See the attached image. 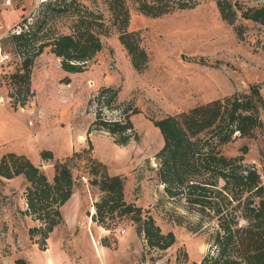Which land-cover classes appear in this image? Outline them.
<instances>
[{"label": "rangeland", "instance_id": "rangeland-1", "mask_svg": "<svg viewBox=\"0 0 264 264\" xmlns=\"http://www.w3.org/2000/svg\"><path fill=\"white\" fill-rule=\"evenodd\" d=\"M47 1L0 0V39L10 30L19 29L23 17L34 27L42 24L39 33L44 32L48 39L68 31L70 17L48 7ZM75 1L103 12L105 32L100 34L101 49L85 63L83 70L68 71L61 67L60 57L51 51L50 45L43 47L32 65L33 95L16 109L11 106L4 75L14 70L20 57L11 46L4 49L0 43V156L15 151L37 160L39 151L46 148L59 158L87 148L106 164L109 173L124 175L130 193L151 200L154 195L148 212L162 232L171 230L175 234V241L160 249L149 247L137 233L140 248L133 261L126 257L104 264H199L209 248L215 221L200 217L183 199L165 194L155 156L163 145V137L153 119L234 92L255 89L264 94V23L242 15L244 9L260 6L264 0H222L230 6L232 21L221 16L217 0H196L193 7L177 8L159 16L145 15L136 9L135 0H126V30L134 32L148 56L142 71L132 66L119 39V24L112 22L105 0ZM105 86L116 88L117 95L114 106H100L103 117L115 119L129 106L138 137L125 145L115 143L103 129L89 131L99 105L104 103L96 100V95ZM259 103L263 124L252 136L235 133L220 149L226 155L243 154L244 161L257 168L264 183V105L261 100ZM41 160L34 163L51 178L52 162ZM73 162V174L78 181L75 198L89 213L101 192L89 183L85 158ZM26 185L22 175L0 177V264H18L17 258L22 259V264H77L70 239L87 247L89 233L81 229L80 235L74 236L73 229L59 225L46 239L36 234L43 245L40 248L38 242L29 238L28 230L38 220L25 212ZM107 221L111 226L108 242L114 247L122 227L131 220L124 216ZM132 225L135 227V223ZM94 227L100 230L99 226ZM122 236L131 238L133 230L128 227ZM79 254L84 259L91 256L88 264H101L85 250Z\"/></svg>", "mask_w": 264, "mask_h": 264}, {"label": "trees", "instance_id": "trees-1", "mask_svg": "<svg viewBox=\"0 0 264 264\" xmlns=\"http://www.w3.org/2000/svg\"><path fill=\"white\" fill-rule=\"evenodd\" d=\"M136 9L149 16H159L177 8H190L196 0H135ZM48 7L70 17L69 30L48 39L41 32L42 24H34L23 17L19 29L10 30L2 36V48L11 46L20 57L13 71L5 74L9 88L11 106H23L33 95L31 88L32 65L43 47L60 57L64 70L81 71L85 63L102 47L100 34L105 32L103 12L77 4L75 0H48ZM72 3L74 6H72ZM106 9L113 23H118L119 39L130 56L132 66L142 71L148 56L146 50L127 31L129 8L126 0H105ZM77 4V5H76ZM221 16L232 21L225 1L217 0ZM247 18L264 23V4L247 7L242 11ZM117 89L105 86L96 95L99 105L92 128L103 129L113 141L125 145L131 138L137 139L129 106L124 107L115 119L103 117L100 106H114ZM264 94L254 89L250 92H234L187 110L166 114L153 119L159 128L163 145L156 152L157 175L164 184V192L171 198L183 199L200 217L215 221L209 248L199 264H264V183L254 165L244 161L243 154L226 155L220 145L233 139L236 134L252 136L260 127L259 113ZM39 154L53 165V176L49 179L43 169L26 154L15 151L0 156V176L12 177L22 174L27 180L24 196L25 212L38 220L29 228V238L46 239L57 224L63 222L60 206L72 194L78 183L73 174L76 158L84 157L89 167V183L97 186L101 195L93 202V220L110 228L107 219L128 217L135 223L149 247L164 249L175 241L173 231L162 232L148 207L127 201L124 197L125 177L109 173L106 164L94 157L90 150H74L63 157H55L52 150L42 148ZM17 258V263L22 264Z\"/></svg>", "mask_w": 264, "mask_h": 264}, {"label": "crops", "instance_id": "crops-1", "mask_svg": "<svg viewBox=\"0 0 264 264\" xmlns=\"http://www.w3.org/2000/svg\"><path fill=\"white\" fill-rule=\"evenodd\" d=\"M41 159L42 158H40V154H39V158L37 160H32V159L31 160L33 162L34 161L38 162V160ZM16 175H22V174H16ZM14 176L5 177L1 175L0 177L13 178ZM23 178L25 177L23 176ZM127 185L128 184L126 180L124 183V197L127 201H134L137 205H140L142 207H149V204L152 203V200H155L154 195H152L153 196L152 200L149 199L150 197L145 199L144 197H141L139 194L133 195L132 193H130V190L127 187ZM76 191L77 188L74 187L70 197L64 203L61 204L60 210L63 215V222L57 224L50 233H52L59 225H63L68 229H73L75 231L74 236L80 235L81 229L87 230L90 237V240L88 241L89 245L87 247H84V245L81 243L73 242L71 241L72 239H70V243L73 245V252L75 256L78 258L77 264H88L89 261L88 259L91 258V256H86L85 259L81 257V255L79 254L81 250H85L87 253L91 254L94 258H98L101 261V264H104L105 261L106 263L111 261H122L124 258L126 259V257L128 258L129 261L131 260L133 261L135 255L139 252V248H140L139 247L140 241L138 239V235L135 230V227L131 223L127 224L126 227H122L123 231L117 235L116 240L114 241L115 246L111 247L109 245L110 242H108L109 240L108 234L110 232V228H106L92 219L91 214L94 212L93 206L91 205V208H89V213L86 212V210H84L81 207L79 198H75ZM83 213H85V216L82 215ZM94 225L99 226L100 230L94 227ZM128 227L133 230V236L131 238L122 236V234L126 231ZM76 247H78V250L76 249Z\"/></svg>", "mask_w": 264, "mask_h": 264}, {"label": "built area", "instance_id": "built-area-1", "mask_svg": "<svg viewBox=\"0 0 264 264\" xmlns=\"http://www.w3.org/2000/svg\"><path fill=\"white\" fill-rule=\"evenodd\" d=\"M121 231H123V229H121Z\"/></svg>", "mask_w": 264, "mask_h": 264}]
</instances>
